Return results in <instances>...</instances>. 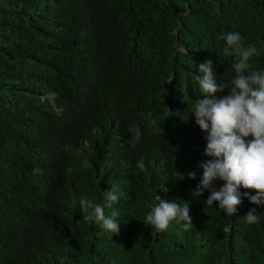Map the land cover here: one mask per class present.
<instances>
[{
    "label": "trees",
    "instance_id": "trees-1",
    "mask_svg": "<svg viewBox=\"0 0 264 264\" xmlns=\"http://www.w3.org/2000/svg\"><path fill=\"white\" fill-rule=\"evenodd\" d=\"M227 32L257 48L249 63L264 72V0H0V264H264V205L243 195L254 191L240 189L231 217L206 205L208 190L193 195L212 159L196 76L212 60L225 86L214 98L229 94ZM113 185L118 234L78 203L105 204ZM157 195L188 202L193 226L145 225Z\"/></svg>",
    "mask_w": 264,
    "mask_h": 264
},
{
    "label": "clouds",
    "instance_id": "clouds-1",
    "mask_svg": "<svg viewBox=\"0 0 264 264\" xmlns=\"http://www.w3.org/2000/svg\"><path fill=\"white\" fill-rule=\"evenodd\" d=\"M217 39L225 41L222 49L225 57H237L232 64L235 76L228 88L229 94L217 99L215 94L223 92L225 86L217 84L212 60L199 64L200 75L196 80L205 98L196 101L193 114L195 123L207 133L204 155L212 159L199 164L203 175L193 195L198 197L208 190L210 195L206 205L212 206L216 202V206L231 217L242 202L241 188L255 192V195H249L247 191L243 193L251 203L264 205V72L252 70L249 61L258 54L257 48L245 46L239 32L221 33ZM148 116L153 131L158 132L157 121L151 113ZM128 132L129 143L135 147L141 138L139 125H130ZM83 166L87 168L89 162L84 161ZM136 167L144 171V160L140 159ZM188 175L192 179L196 177L195 172ZM215 180L223 181L219 189L212 186ZM123 195L119 187L113 185L106 191L105 204L81 197L78 201L80 212L85 220L99 224L111 234H118L120 212L113 209V205ZM156 200L159 202L146 215L145 225H151L159 232L167 231L173 221L177 224L183 222L185 231L193 226L188 202H166L159 195ZM105 208L112 209L108 215ZM245 220L249 224L259 223L255 208L246 214Z\"/></svg>",
    "mask_w": 264,
    "mask_h": 264
}]
</instances>
